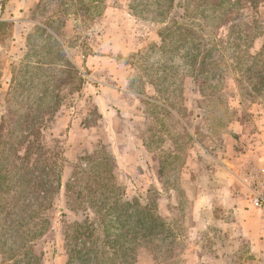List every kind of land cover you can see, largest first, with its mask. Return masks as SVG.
I'll list each match as a JSON object with an SVG mask.
<instances>
[{"label": "rangeland", "instance_id": "obj_1", "mask_svg": "<svg viewBox=\"0 0 264 264\" xmlns=\"http://www.w3.org/2000/svg\"><path fill=\"white\" fill-rule=\"evenodd\" d=\"M143 5L136 0H0V19L13 22L0 36V148L16 119L9 95L23 91L12 79L20 76L25 61L36 60L26 57L34 52L32 43L37 40L40 49L48 40L36 27L55 30L73 46L59 61L63 66L43 72L48 91L61 90L59 109L43 136L48 147L64 151V185L81 156L109 151L117 161L123 199L152 201L177 233L168 257L146 247L134 264H264L261 211L233 202V193L244 192L224 167L229 160L241 163V155L253 150L247 137L264 131V34L252 48L251 55L259 56L252 78L231 68L228 63H234L226 57L219 66L226 77L214 96L178 82L168 87L177 88L170 98L152 77L156 68L148 70L163 61L149 57L165 24L136 16L134 7L139 11ZM180 11L176 8L174 15ZM257 11L264 20V4ZM84 53L102 59L88 68ZM66 59L80 69L72 80ZM177 77L181 81L184 75ZM259 154L264 163V147ZM53 201L50 229L36 252L42 264H66L63 225L83 220L85 213L67 208L65 187ZM2 258L0 253V264Z\"/></svg>", "mask_w": 264, "mask_h": 264}, {"label": "trees", "instance_id": "obj_2", "mask_svg": "<svg viewBox=\"0 0 264 264\" xmlns=\"http://www.w3.org/2000/svg\"><path fill=\"white\" fill-rule=\"evenodd\" d=\"M136 1L144 4L139 11L134 7L136 16L165 24L149 57L160 56L163 61H155L148 69L156 68L152 77L161 84L160 93L168 91L173 98L177 88L168 87L180 82L198 85L204 97L214 96L226 77L219 68L226 57L234 63H228L231 68L245 70L249 78L251 71H257L259 56L251 52L257 38L264 34V20L257 11L264 0ZM176 8L182 11L174 15ZM9 24L13 22L0 19V36ZM36 29L46 31L48 40L40 49L37 40L32 43L30 50L34 52L26 57L36 60L25 61L20 76L12 79L23 91L9 95L8 107L16 119L1 137L5 138L0 148L1 264H42L36 246L50 229L48 213L54 196L63 187L67 208L85 213L83 220L65 221L63 225L66 264H134L146 247L168 257L177 233L152 201L142 204L137 199H123L112 153L100 150L81 156L72 164L64 185V151L48 147L43 136L48 121L59 109L61 90L49 92L42 78L48 68L63 66L59 61L68 56L67 48L73 44L55 30ZM88 54L92 53H84L85 57ZM66 62L72 68L70 80L79 76L80 69ZM178 75H184L181 81ZM52 98L56 101L47 105Z\"/></svg>", "mask_w": 264, "mask_h": 264}, {"label": "crops", "instance_id": "obj_3", "mask_svg": "<svg viewBox=\"0 0 264 264\" xmlns=\"http://www.w3.org/2000/svg\"><path fill=\"white\" fill-rule=\"evenodd\" d=\"M67 53L69 55V48H67ZM102 57L95 55L94 53L88 54L86 57L84 56V62L86 66H92L96 65L97 63L100 62ZM89 68V67H88ZM155 102H157L155 100ZM158 103V102H157ZM154 105V104H153ZM246 142L249 143V146L253 148V150H248L246 154H242L241 158H239L242 162L241 163H234L232 161H228L230 164L229 166L224 165V167L231 173L235 174L237 183L241 187V191L244 192V195L242 193H233V202L236 204H239V206L248 204L249 206H253L248 198V189L247 187L242 183L241 178L243 176V172H246L252 169H258L262 170L264 169V163L262 161V157L259 155V148L264 147V131L262 133L260 132H254L250 134L247 137ZM242 194V195H241ZM254 207V206H253ZM263 218H259L260 220V226H259V235L262 234L264 235V215L262 212H260Z\"/></svg>", "mask_w": 264, "mask_h": 264}, {"label": "built area", "instance_id": "obj_4", "mask_svg": "<svg viewBox=\"0 0 264 264\" xmlns=\"http://www.w3.org/2000/svg\"><path fill=\"white\" fill-rule=\"evenodd\" d=\"M241 181L248 189L251 204L264 215V170L256 168L243 172Z\"/></svg>", "mask_w": 264, "mask_h": 264}]
</instances>
